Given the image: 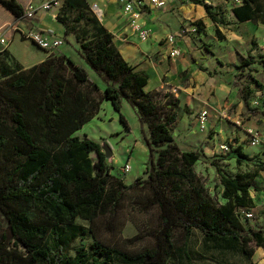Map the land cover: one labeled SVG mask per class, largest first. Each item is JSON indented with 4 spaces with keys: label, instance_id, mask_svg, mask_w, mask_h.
I'll use <instances>...</instances> for the list:
<instances>
[{
    "label": "trees",
    "instance_id": "trees-1",
    "mask_svg": "<svg viewBox=\"0 0 264 264\" xmlns=\"http://www.w3.org/2000/svg\"><path fill=\"white\" fill-rule=\"evenodd\" d=\"M194 2L205 7L218 37L224 38L219 28L224 19L215 7L205 0ZM0 3L17 18L25 17L19 0ZM90 11L87 0H65L56 18L66 35H75L84 60L104 80L105 89L65 54L51 53L29 68L6 66L0 75V214L6 222L0 226V264H171L177 228L186 241L197 229L207 248L250 259L255 254L252 243L264 247V229H247L251 218L242 213L254 207L251 188L257 174L228 173L216 164L225 202L214 198L195 170L204 152L182 150L175 140L179 99L170 91H148V74L126 60L113 33ZM232 11L239 22L264 25V0H241ZM73 14L76 22L91 24V29L72 32ZM197 24L199 30L204 25ZM257 61L249 55L240 67ZM240 91L248 107L252 90L248 95ZM123 99L149 127L145 140L152 160L158 153L148 177L130 184L111 173L99 142L77 135L100 113L105 100L121 112ZM121 120L127 123L123 115ZM231 146L237 163L250 159L242 146ZM257 167L264 169V163ZM140 184L151 190L143 204L159 208V224L125 242L131 247L151 238L153 244L131 250L94 238L87 246L96 220L114 216L125 193ZM79 218L90 226L78 223ZM78 240L80 246L75 247Z\"/></svg>",
    "mask_w": 264,
    "mask_h": 264
},
{
    "label": "rangeland",
    "instance_id": "rangeland-1",
    "mask_svg": "<svg viewBox=\"0 0 264 264\" xmlns=\"http://www.w3.org/2000/svg\"><path fill=\"white\" fill-rule=\"evenodd\" d=\"M43 1L44 0L33 1V4L38 8ZM104 1L110 2L108 0ZM187 1L189 0H184V2ZM190 1L194 2L195 0ZM87 2L91 9L90 12L98 18V21L101 24L104 25V3H101L98 0H87ZM92 2H97L103 9L104 13L101 16L96 15L92 10ZM217 2L219 4H217L216 10L214 11L218 12L219 16L224 19V23L219 25L224 38L220 39L218 37L215 25H212L209 28L203 21V27H200L199 30L198 26L197 31H193L192 27L198 25L197 23L199 20L196 19L181 22V28L175 33L182 32V29L184 28L187 29V31L189 30V32L184 36L182 35L179 40H183L187 44L190 42V44L196 49L195 51L200 50L201 52H205L206 54H204V57L210 59V62L207 65L211 67L213 62L214 70L218 69L216 70L217 77L225 82L229 80L231 83H237L239 85V91L242 89L243 95H248L251 91V84L256 85V90H254L256 92L253 95L250 94L249 99V103H251L254 108L248 106L247 108L249 110L247 111L251 114L250 117L253 118V121L257 124L256 127L252 129L259 132L262 141L264 142V95L262 94L264 90V63L262 62L264 60V55H262L264 52V28H262V30H257L258 38H253L252 50L256 53L254 56L257 58L258 62H255L250 67L241 68L240 64L250 55V51L243 47L240 42L235 43L230 41L229 37L231 38L232 35H227L231 34L233 29L242 33L247 32V34H251L253 32L252 27L249 25L236 27V25L240 23L232 18V13L230 11L232 6L238 3L236 0H217ZM63 3L64 2H62L59 7L51 9L52 12L58 15ZM173 7V9H175V5H173ZM42 11L43 10H40L39 8L33 17L27 18L32 19ZM117 12L118 18L123 21V11H120V8L118 7ZM50 16L51 12L44 14L45 20L52 21L53 23L54 20ZM75 16L76 15L74 14L69 16V24L72 27V32L74 31V33L79 34L81 28L88 30L91 29V24L87 26L84 21L76 22L74 20ZM56 26L60 28L58 32L64 33L59 25ZM174 28V25H172V29ZM73 35L64 34L62 45L59 47V50L54 51L53 54H61L62 52L67 54V56L71 57L77 64L86 67L89 73L97 79L99 86L105 89L106 83L86 63L81 53L80 43L75 35ZM237 52H240V54ZM48 54L50 55L51 53ZM182 54L183 52L181 49V55ZM194 55L197 60H201L199 55H197V52H194ZM241 98L242 94L240 91L236 98V105L240 102ZM235 108L236 107L232 105L227 111V115L225 117L220 116V119H223L226 123L231 121L232 110L234 111ZM190 114L191 113H188L187 115L185 110L179 111L180 119L174 129V137L180 145V148L182 150H201L203 144L207 145V141L211 142V138H214V149H218L217 145L219 147L220 142L228 136L227 132L224 134L221 133L222 136L216 135L217 133H220L219 120L214 126L211 125L209 130L201 131L197 125L195 115L193 118H189L192 116ZM121 115L124 116L127 122L126 124L121 120ZM226 123L222 124L224 125L222 127L227 130L230 125H226ZM236 124L241 126L238 122H236ZM187 132L195 134L197 139H195L189 146L186 145L184 139V136L189 135ZM77 135L81 137L87 135L89 138L99 142L102 145V150L105 154L107 150L104 146H110L113 153L110 157L106 155V158L107 162L112 167L111 173L115 177L122 179L126 184H130L138 178L146 179L148 177L146 172L151 167L152 161L154 160V162H156L158 158V153L155 152L153 154L154 159L152 160L150 150L146 144L145 136H150L148 125L141 122L138 109L134 108L126 99L122 100L121 112L117 111L109 100H105L102 103L100 113L86 123L83 128L77 132ZM237 139H239V137H237ZM250 141L251 136L248 132L243 141L244 146L247 149L246 151L250 153L263 151V148H260V146L263 145V142L257 146H252ZM139 142H142L145 145V148H141ZM215 150L214 154L211 149L210 152L208 150V155L204 153L205 156L196 163L195 170L202 176L210 194L220 202H225V199L221 195L223 186L220 182V177L215 165H219L228 173H235L237 169V153L235 151L233 152L234 149L232 152L222 154L217 153ZM91 157L94 160L98 159L97 153L95 152L91 153ZM262 159H264V156L263 158H258L260 164L263 163L261 161ZM126 164L130 165L129 171L123 170V167ZM250 165L252 164H248L247 169L251 168ZM150 193L151 190L147 184L143 186L140 184L138 187L129 189L125 193L114 216L112 214L100 216L94 225H92V233H90L86 239L87 246L92 243L94 238L117 247L131 248V250H139L151 246L153 244L151 238H145L143 241L137 242L131 247H127L129 245L125 242L126 238L133 237L137 234H143L158 226L159 208L157 206L146 208L143 204V201ZM77 222L84 224L87 227L90 226L87 221L80 218L77 219ZM5 225L6 222L4 217L0 214V226ZM251 227H260L264 229V208L263 210H256L255 216L246 223L247 229ZM175 234L176 253L175 257L172 258L171 264H248L250 261L255 264H264V247L257 246L255 243H252V246L255 248V254L250 259H247L239 253L207 248L204 244L203 234L197 229L193 230L190 239L187 241L185 240L181 229H175ZM78 246H80L79 240L75 244V247Z\"/></svg>",
    "mask_w": 264,
    "mask_h": 264
},
{
    "label": "crops",
    "instance_id": "crops-1",
    "mask_svg": "<svg viewBox=\"0 0 264 264\" xmlns=\"http://www.w3.org/2000/svg\"><path fill=\"white\" fill-rule=\"evenodd\" d=\"M33 1L37 0H19L25 8L27 4ZM98 1L104 3V26L113 33L115 43L119 47L123 56L134 65L136 69L145 71L148 74L149 81L146 85V89L148 91L163 90L173 93L176 91L175 95L180 101L179 111L185 110L187 115L188 113H191L190 115L192 116L189 118H193L195 115L196 119L198 112L203 108H207L210 113L208 130L211 125L214 126L219 120L220 133H217L216 135L222 136L221 133H228V136L224 138L220 144L227 141L230 145H234V148L242 146L243 152L249 155L251 160H244L240 164L237 163L236 172H250L257 174L255 185L251 188V196L254 201V207L251 208V211L255 216L256 210H263L264 169H258L257 165L260 164L258 158H263L264 156V142L263 145L260 146V148H263V151H256L254 153L246 151L247 149L245 148L243 141L248 134L247 130L256 127L257 124L253 121V118L250 117L251 114L248 113L247 110L249 109L245 106L243 98H241L240 102L236 105V98L240 92L239 85L237 83H231L229 80L225 82L218 78L216 74V70L218 69L214 70L213 62L211 67L207 65L210 62V59L204 57V54L206 53L201 52L198 49V51H195L196 49L189 41V44L185 43L183 40L178 41V46L181 47L183 54L176 58L169 55V47L165 43L167 36L175 34V32L182 26L181 22L185 20L196 19L203 21L209 28L210 26L215 25L212 19L208 16L205 7L201 4L191 2L190 0L187 2H184V0H176L165 9L146 10L143 20L147 27L152 30V34L147 41H141L138 36L130 30L124 15H122L123 21L118 18L117 8L119 7L120 11L122 10L116 1ZM142 1L143 3H146L149 0ZM205 1L212 4L215 7V10L217 4H219L217 0ZM173 5H175V9H173ZM232 8L230 10L232 18L240 23L237 24L236 27L249 25L252 27L253 32L247 34V32L242 33L233 29L231 34H228L227 36L232 35L231 38L229 37L230 41L235 43L240 42L243 47L250 51V55L253 54L254 56L256 53L252 50L253 38L257 37V30H262L264 25L255 24L250 20L239 22L232 11ZM50 12V17L54 20L53 23L44 18V14ZM56 17L57 15L51 10L39 12L32 19L27 17L17 18L0 3V27H6L7 37L10 40L9 45L6 46L4 50L0 51V75L3 68L6 66H21L23 68H29L44 61L49 56L48 52L38 48L30 39L25 37V33H28L31 29H42L51 30L55 35L64 36L65 27ZM56 25H59L64 33L58 32L60 28ZM172 25H174V29H172ZM194 52H197V55H199L201 60L196 59ZM237 53L240 54V52ZM61 54L65 53L62 52ZM90 76L97 82L96 78L91 74ZM250 86L252 90L251 95H253L256 92L254 91L256 90V85L251 84ZM262 94L264 95V90ZM232 105L236 108L234 111L232 110L231 121L226 123L223 119H220V116L225 117L227 111ZM249 107L254 108L251 103H249ZM236 122L240 123L241 126L237 125ZM224 123L230 125L227 130L222 127L224 126L222 125ZM188 134V136H184L187 146L192 144L196 139L195 134ZM237 137H239V139H237ZM207 142L208 144H203L201 150L208 155V150L210 152L211 149L214 154V138H211V142ZM139 146L145 148V145L142 142H139ZM217 148L218 149L215 151L222 154L223 152H221L218 145ZM261 161L264 163V159ZM248 164H252L249 169H247Z\"/></svg>",
    "mask_w": 264,
    "mask_h": 264
},
{
    "label": "built area",
    "instance_id": "built-area-1",
    "mask_svg": "<svg viewBox=\"0 0 264 264\" xmlns=\"http://www.w3.org/2000/svg\"><path fill=\"white\" fill-rule=\"evenodd\" d=\"M108 1H116L122 11L123 15L127 21V24L132 31V33L136 34L141 41H147L152 34V30L147 27L146 23L143 20V16L148 9H165L171 3L175 2L176 0H149L146 3H143L142 0H108ZM240 2L241 0H236ZM62 2L65 0H44L43 3L37 8L30 2L26 6V15L25 17H33L35 12L40 8V10L48 11L53 8L59 7ZM91 8L94 13L98 16H101L104 11L99 6L97 2L91 3ZM194 25V24H193ZM198 25H194L192 27L193 31H197ZM189 30L182 29V32L175 33L167 36L165 39V43L169 47L168 52L169 55L173 58L179 57L181 55V49L178 46V41L188 33ZM28 39H30L38 48L48 52L53 53L54 51L58 50L59 47L62 45L63 36L55 35L51 30H42V29H31L28 33H25ZM9 38L7 37V29L6 27H0V51L4 50L6 46L9 45ZM209 110L207 108L201 109L198 114L196 115V121L199 129L201 131L208 130V123H209ZM249 135L251 136L250 144L252 146H257L261 144L262 138L258 131H254L253 129L248 130ZM230 143L227 141L222 142L219 147L221 152L227 153L230 151ZM124 171L130 170V165L126 164L123 167ZM242 213L249 218L254 216L251 210H243Z\"/></svg>",
    "mask_w": 264,
    "mask_h": 264
},
{
    "label": "water",
    "instance_id": "water-1",
    "mask_svg": "<svg viewBox=\"0 0 264 264\" xmlns=\"http://www.w3.org/2000/svg\"><path fill=\"white\" fill-rule=\"evenodd\" d=\"M104 147L107 150L106 151V155L110 157L112 155V153H113L111 147L108 146V145H105Z\"/></svg>",
    "mask_w": 264,
    "mask_h": 264
}]
</instances>
